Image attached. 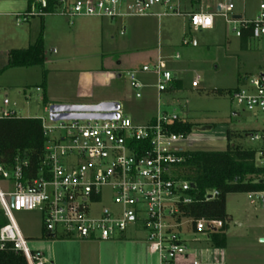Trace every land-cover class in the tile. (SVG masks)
Wrapping results in <instances>:
<instances>
[{
  "label": "built area",
  "instance_id": "built-area-1",
  "mask_svg": "<svg viewBox=\"0 0 264 264\" xmlns=\"http://www.w3.org/2000/svg\"><path fill=\"white\" fill-rule=\"evenodd\" d=\"M186 0H56L48 11V0H32L26 13L16 16L17 25L50 15L75 18L130 20L154 17L187 16L196 31L212 30L215 18L222 17L234 26L238 38L250 30L253 40L264 38V0L254 19L238 16L239 6L228 3L219 12L187 11ZM202 0H190L201 4ZM124 31L121 35H124ZM179 56H176L178 59ZM139 74L155 76V89L162 94L173 87L174 75L165 60L132 70L130 79L136 99L151 86ZM192 87H199L198 80ZM38 93L41 88H36ZM233 101L254 116H264V71L251 75L232 93ZM49 108V107H48ZM48 108L46 111L48 113ZM16 109L4 97L0 119H18ZM42 122L45 153L36 173L28 162L17 159L12 166L0 164V179L11 184L10 193L0 191V210L6 224L0 228V254H21L27 264H51L40 252H31L13 218V213L39 212L46 236L67 240L110 241L125 239L128 232L143 233L147 251L159 264H202L190 259L182 235L187 232L217 233L222 223L194 220L186 207L197 201L192 185L177 178V166L185 161L186 136L172 127L185 120L177 113L158 110L145 124H136L118 111L113 120ZM250 139H260L258 134ZM258 165L264 167V154ZM216 191L205 196L214 200ZM252 198V195H249ZM110 200L112 207L103 203ZM181 260H185L181 263Z\"/></svg>",
  "mask_w": 264,
  "mask_h": 264
},
{
  "label": "rangeland",
  "instance_id": "rangeland-1",
  "mask_svg": "<svg viewBox=\"0 0 264 264\" xmlns=\"http://www.w3.org/2000/svg\"><path fill=\"white\" fill-rule=\"evenodd\" d=\"M228 3L242 4L244 16L254 19L258 14L260 0L209 1V5L213 7ZM189 9L191 8L188 7ZM54 19L60 23L58 27H52L51 22ZM41 21V18L31 19V22L37 23L38 34L44 36L46 60L43 67L11 69L0 77V102L5 97L3 86L12 85L7 89L10 108L16 109L20 118L48 120L43 103L44 92L36 91V88H43L45 84L53 96L63 99H115L123 114L136 124H145L158 114V110L177 113L194 125L183 145L190 151L225 150L229 131L233 134L234 144L264 151L263 140L252 141L248 137L254 132L264 131V116H254L238 106L232 98V93L243 84V80L264 71V39L243 41L237 37L234 26L219 16L215 18L214 28L205 31L192 28L188 30L187 16L162 18L158 27L160 36L154 35L142 48H152L154 44L157 47L159 37L164 51L162 57L165 67L174 76L177 75L182 88L172 96H159L154 89H144L143 98L136 99L127 74L135 66H139L141 60L130 61L128 64L126 62L120 68L114 65L111 69H104L100 58L74 47L77 44L76 31L66 17L54 15L44 18L43 21L48 22V25H44L43 29ZM15 24L16 26L12 25L10 28L6 27L3 20L0 22V69L7 63L6 50L24 49L30 45V34L26 28L28 24L17 25L16 19ZM5 29L8 32L7 37L3 35ZM12 38H15L13 43ZM183 39L186 44H183ZM55 47H58L57 52L53 51ZM177 54L178 59L175 58ZM119 57L120 55H114L112 60L117 62ZM87 77L91 79V83H88ZM139 80L142 83L154 82V77L139 74ZM195 80L199 82L197 88L192 87ZM217 91L223 93L218 94ZM205 127H211V130H200ZM261 157L259 153L258 162ZM0 191L10 193L11 184L0 179ZM263 198L262 194H253L252 198L248 194L228 195L227 212L232 221L227 231L226 247L213 248L205 232H187L182 238L187 245L189 258L197 259L202 264H264V243L261 242L264 239ZM103 203L108 207L113 206L108 199ZM39 215L37 211L14 212L13 218L27 240L30 251L42 253L48 262L56 260V264L58 261L61 264H159L158 257L147 252L143 234L130 231L123 240L106 242L49 241L41 238Z\"/></svg>",
  "mask_w": 264,
  "mask_h": 264
},
{
  "label": "trees",
  "instance_id": "trees-1",
  "mask_svg": "<svg viewBox=\"0 0 264 264\" xmlns=\"http://www.w3.org/2000/svg\"><path fill=\"white\" fill-rule=\"evenodd\" d=\"M32 0H29V6ZM48 11L57 7L56 0H48ZM251 38L250 30H242V40ZM45 48L42 35L27 49L12 50L7 65L0 70V76L9 69L43 67ZM218 94L223 92L217 91ZM44 107L49 103L43 99ZM194 125L188 120L176 122L173 132L188 137ZM264 141V131L254 132ZM233 134L227 133L228 146L223 151L199 150L184 154L185 161L177 166V178L186 181L194 188L197 201L186 207L185 214L198 221L222 223L219 232L211 234L209 243L213 248L224 249L227 231L232 221L227 212V196L230 194L264 195V167L258 165L257 156L263 150L245 148L232 142ZM46 139L42 122L34 118L0 119V164L12 166L17 159L28 162V169L36 173L41 166L45 153ZM216 191L218 196L205 201V196ZM6 224L0 214V228ZM48 239L55 237L47 236ZM67 240L65 237H58ZM0 264H27L21 254L4 252L0 254Z\"/></svg>",
  "mask_w": 264,
  "mask_h": 264
},
{
  "label": "crops",
  "instance_id": "crops-1",
  "mask_svg": "<svg viewBox=\"0 0 264 264\" xmlns=\"http://www.w3.org/2000/svg\"><path fill=\"white\" fill-rule=\"evenodd\" d=\"M209 1L210 0H202L201 4H200V3H196V2L192 3V2H190V0H186L184 3H185V8L187 9V11H202V12L213 13V14L219 12L220 7L224 6L221 4H217L215 7H213V6L209 5ZM262 1L263 0H260V3ZM237 6H239V8H240L239 11L237 12L238 16H240V17L242 16V17L246 18L244 16V7H242L243 5L237 3ZM188 7H190L191 9L188 10ZM28 9H29V0H0V22H1V20H3L6 23V27H10V28L12 25L16 26V24H15L16 16L26 13L28 11ZM50 16H54V15H50ZM44 18H46V17H44ZM44 18H41V20H42L41 21V23H42L41 29L44 28V25H48V22L43 21ZM11 19H12V21H11ZM246 19H251V18H246ZM161 20L154 18V17H150V18H139V19H130V20L111 21L108 19H99V18L92 19V18L84 17V19L83 18H75L73 20H68V21L71 24L72 29H74L76 31L75 37H76V43L78 45L76 44V45H74V47H76L77 50H81L82 52H86V53L91 52L93 54V56L100 58L102 61L101 62L102 67L104 69H111L112 66H114V65L116 67L120 68L126 62L128 64V63H130V61H140L141 60L142 62L139 64V66H135V69H134V70H136V69L139 70L142 66L148 65L149 63L153 64L160 57L163 58L162 55H164V51H163V47L160 45L159 37H158V41L156 42L157 47H155L154 46L155 44H154L152 46V48H142V46H144V44L146 42H149V40H151V38H154V35L157 34V36H158V34H159L158 33V31H159L158 27H160ZM13 22H14V24H13ZM27 24H28V27H26V28L30 34L28 36V41H29L28 43H30V45L27 47V48H29L30 46H32L36 43V41L38 40V38L42 34H40V35L38 34V28H37L36 22H31V20H29L27 22ZM51 24H52V27H58V24L60 25V23H57L55 21V19L51 22ZM188 25H189V23H188ZM6 29L4 31H6ZM188 30H191L190 25L188 27ZM122 31L125 32L124 35H121ZM7 34H8V32L6 31L3 35H5L7 37ZM5 36H2V37H5ZM159 36H160V34H159ZM42 38H43V43H44V36L43 35H42ZM14 40H15V38H12L11 43H13ZM248 40H243V41L247 42ZM183 44H186L185 39H183ZM27 48H24V49H27ZM12 50H23V49L22 48H18V49L15 48ZM12 50H10V51H12ZM10 51L6 50V52H5L7 55V62H8V55H9ZM53 51L57 52L58 47L53 48ZM142 54H145L146 56L142 57L141 56ZM114 55H120L117 62H114L112 60V57ZM6 65H7V63H6ZM3 68H1L0 70H2ZM9 70H11V69H9ZM145 76L146 77H150V76L154 77V82H145V84H148L149 86H151L147 89H154L156 91V89L154 87L155 82H156L155 76H153V75H145ZM87 81H88V83H91V79L89 77H87ZM173 82H174L173 87L171 89H169L168 91L162 93V94H167V95L172 96L176 92L181 90L182 85H181L180 80H178L177 75L174 76ZM3 87H4L5 97L8 98V95H7L8 90L7 89L12 87V85H7V86H3ZM41 89H42V92H44L45 98L48 101L49 106L54 105V104H59V105H87V104L93 105V104H99L102 102H117V100H115V99L92 98V97L91 98H88V97L87 98H78V97L77 98H71V97H69V98L63 99L62 97L53 96L50 92V88L47 89V86L45 84H44L43 88H41ZM0 94H1V90H0ZM162 94H158V95L160 96ZM153 117H151L148 121H150ZM250 135H252V134H250ZM250 135H248L249 138L251 137ZM39 217H40V224H41V230H42V233H41L42 239H47L49 241H61V243L62 242H64V243L69 242V240H60V239H57V237L55 239H48L47 236L43 232L42 218L40 215H39ZM229 226H230V224H229ZM136 234H143V233H136ZM144 237H145V235H144ZM53 244H55V242H53ZM180 262L184 263L185 260H181ZM50 263L56 264V260H53ZM58 264H61V262L58 261Z\"/></svg>",
  "mask_w": 264,
  "mask_h": 264
},
{
  "label": "water",
  "instance_id": "water-1",
  "mask_svg": "<svg viewBox=\"0 0 264 264\" xmlns=\"http://www.w3.org/2000/svg\"><path fill=\"white\" fill-rule=\"evenodd\" d=\"M120 108L121 106L117 102H102L93 105L54 104L49 106L48 115L50 120L54 122L74 120H113L118 117V111ZM194 129L199 130V128ZM200 130H211V127L201 128ZM261 242L264 243V239H262Z\"/></svg>",
  "mask_w": 264,
  "mask_h": 264
}]
</instances>
